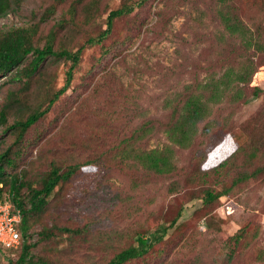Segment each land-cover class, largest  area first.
Wrapping results in <instances>:
<instances>
[{
	"label": "rangeland",
	"instance_id": "obj_1",
	"mask_svg": "<svg viewBox=\"0 0 264 264\" xmlns=\"http://www.w3.org/2000/svg\"><path fill=\"white\" fill-rule=\"evenodd\" d=\"M86 1L72 0L76 9L70 17V0H20L0 17L2 30L33 26L38 46L47 32L54 34V47L74 51L82 46L67 89L24 132L15 168L29 166L40 154L35 163L47 169V162L71 143L80 151L89 127L102 133L112 129L116 139L131 133L138 138L121 150L123 161L113 171L98 174L110 175L98 192L81 204L65 198L73 217L57 218L59 224L72 223L75 215H96L106 201L107 209L114 204L103 228L110 232L111 245L89 248L76 236L75 253L62 261L103 264L114 251L135 245L137 236L149 242L157 227L176 218L164 235L151 240L145 254L124 264H264V0H142L137 5L129 0L133 11L114 18L108 33L92 44L86 39L105 29L107 12L122 0H98L89 20L83 14ZM29 59L26 55L19 66ZM68 66L63 59L43 61L31 77L23 114L26 106L44 104L64 83ZM8 78L0 76V101L7 88L18 86ZM191 99L200 107L193 122L184 112ZM21 105L0 124V150L16 134L5 127ZM183 131L185 138H180ZM235 146L225 169L196 175L198 166L207 165L205 155L230 153ZM150 150L168 156L167 172H144L134 154ZM134 175L142 176V184ZM240 175L246 177L235 182ZM205 189L226 193L202 205ZM55 199L47 197L49 209ZM37 230L29 240L36 239ZM61 235L46 249L57 246L63 252L67 241Z\"/></svg>",
	"mask_w": 264,
	"mask_h": 264
},
{
	"label": "trees",
	"instance_id": "obj_2",
	"mask_svg": "<svg viewBox=\"0 0 264 264\" xmlns=\"http://www.w3.org/2000/svg\"><path fill=\"white\" fill-rule=\"evenodd\" d=\"M19 1L0 0V17L8 11L10 3H18ZM62 1L64 0H52L55 4ZM70 1L71 17L75 13L76 6L73 5L72 0ZM98 2V0H87L83 4L85 19H93L96 15ZM141 2L142 0H136L132 3L137 5ZM132 3L129 0H122L119 6L110 9L104 20L105 29L100 30L96 38H87L86 43H99L110 30L114 18L133 11L135 6H132ZM32 30L34 32L33 26L30 25L5 30L0 28V76L7 75L9 77L8 82L18 84L16 88H7L0 101V124L6 121L7 113L19 104V101L22 103L21 106L17 107V110L15 109L16 118L14 122L5 127L6 130L14 131V134H16L11 138V143L0 150V193L7 192L11 195V202L20 210L21 217L19 224L20 246L15 250L16 258L14 260L9 259L8 264H66L62 260L75 253V245L79 238L82 243L89 244V248H92L93 245L94 247L98 246V250H104L111 245L109 244L111 235L110 232L105 231L108 226L105 223L106 215L113 212L112 207L114 204H111L107 209L106 201V204L101 205L100 212L96 215L87 212L85 214L87 217L75 215L77 217L75 222L68 221L67 224H59L57 218L60 215L72 216L70 213L72 204L65 202V198L73 200L76 204H81L88 197H91L94 192H98L103 180L110 176L107 174L97 178L98 174L113 171L114 166L123 161L122 156H120L121 150L126 151V147L133 145L138 138L135 133H131L129 136L123 134L116 139V133L112 129H108L110 126L104 125V129L109 130L106 133L89 127L88 140L82 141L80 151L75 149L74 143H71L70 146H64L60 149L59 158L47 162V169L41 170L37 167L38 163H35L40 154H37L35 159H30L27 162L29 166H22L20 169L15 168L18 164V153L21 152V141L24 132L30 125L42 118L50 105L67 89L72 75V68L78 62L80 48L82 47L79 46L74 51L65 47H54V34L52 32H47L42 37L41 46H38L36 41L33 43ZM26 55L30 56L29 62L25 66H19ZM47 58L69 61V66L65 71L64 83L47 98L44 104L38 103L35 106H26L28 111L23 114L22 106L26 95H28L31 77ZM184 108L185 115L190 121L193 122L199 117L200 107L195 100H188ZM175 122L177 121L175 120ZM107 123H109V120H107ZM10 132L9 134H11ZM184 133L185 131L181 132L179 137L182 138L183 135V138H185ZM172 141L179 145L182 144L180 140L172 139ZM117 146H119V157L122 160L118 159L114 151L116 148L118 149ZM237 148L238 146H235L230 153H228L229 151L222 153L211 151L207 156L205 155L206 159L204 158L207 165L203 166L201 164V166H198L196 175L202 177L209 172L222 171L226 167L227 159ZM134 157H137L141 162L144 172L159 175L167 172L170 167L168 156L156 150L136 153ZM259 168L252 169L250 174L252 175L255 171H258ZM261 168L264 169V159ZM245 177V175H240L234 181L243 180ZM140 178L142 176L134 175V179L137 180L138 184H142L138 180ZM133 187L136 188V185L133 184ZM225 193V190L213 192L205 189L200 198L201 204L206 205ZM49 195L56 197L55 203L52 205L54 208L51 209H49L47 200ZM175 221L176 218L172 219L167 226L157 227L154 230L155 235H152V238L149 236V242H147V237L137 236L135 245L114 251L110 257L103 261V264H124L130 259L140 257L150 247L151 240L153 241L156 239L155 237L158 238L164 235L167 228L174 225ZM35 227L38 228L37 237L34 241H31L29 237H31L32 230ZM97 227L101 228L98 229ZM63 233L67 241L65 250L63 252L58 251L57 246L53 249L52 246L50 250H47L46 245L56 239L61 240V234ZM76 236H79V238ZM232 238L237 241L238 235ZM73 246H75V249ZM90 257L92 256H86V258Z\"/></svg>",
	"mask_w": 264,
	"mask_h": 264
},
{
	"label": "built area",
	"instance_id": "obj_3",
	"mask_svg": "<svg viewBox=\"0 0 264 264\" xmlns=\"http://www.w3.org/2000/svg\"><path fill=\"white\" fill-rule=\"evenodd\" d=\"M20 219V210L11 202V195L0 193V264L16 258L13 255L21 242Z\"/></svg>",
	"mask_w": 264,
	"mask_h": 264
}]
</instances>
